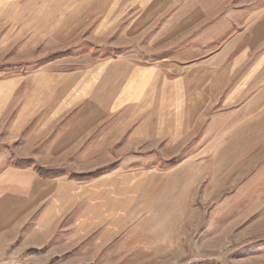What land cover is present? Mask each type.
I'll return each instance as SVG.
<instances>
[{
    "label": "crops",
    "instance_id": "obj_1",
    "mask_svg": "<svg viewBox=\"0 0 264 264\" xmlns=\"http://www.w3.org/2000/svg\"><path fill=\"white\" fill-rule=\"evenodd\" d=\"M86 2L98 5L97 18L129 17V48L116 46L108 50L112 58L66 77L48 107L30 102L13 109L15 93L9 82L0 83V153L18 147L16 158L50 172L70 166L69 176L64 167L63 175L50 178L33 166L0 172V238L28 226L33 234L50 236L72 212L87 229L97 221L126 220L129 212L123 211L136 204L147 175L114 168L92 180L71 179L98 169H76L83 161L93 165L98 156L122 155L126 164L137 160L126 149L139 146L150 159L154 149L162 156L163 148H183L185 132H203L211 141L218 129L236 133L226 146L237 150L241 162L264 163V0ZM125 133L132 143L116 152L115 142Z\"/></svg>",
    "mask_w": 264,
    "mask_h": 264
},
{
    "label": "rangeland",
    "instance_id": "obj_2",
    "mask_svg": "<svg viewBox=\"0 0 264 264\" xmlns=\"http://www.w3.org/2000/svg\"><path fill=\"white\" fill-rule=\"evenodd\" d=\"M86 1L0 0V83L9 82L15 93L10 107L30 102L48 107L44 104L63 90L66 77L112 58L108 50L116 46L129 48V17L97 18L98 5ZM98 28L107 32L97 34ZM13 112L8 127L16 119ZM214 133L208 141L203 132H185V146L163 148V157L158 148L145 159L144 148L137 146L126 149L137 157L130 163L123 164L122 155L98 156L93 165L79 162V170L99 165L92 173L114 168L146 173L136 204L123 211L128 218L97 221L87 229L72 212L50 236L33 234L31 226L19 235L10 231L0 238V264H264V163H243L237 150L226 146L236 133ZM203 134L206 140H199ZM129 135L117 138L116 152L132 143ZM16 152L18 147L2 149L0 172L40 166L16 158ZM67 168L50 169H65L69 176ZM136 183L141 186L139 176Z\"/></svg>",
    "mask_w": 264,
    "mask_h": 264
},
{
    "label": "trees",
    "instance_id": "obj_3",
    "mask_svg": "<svg viewBox=\"0 0 264 264\" xmlns=\"http://www.w3.org/2000/svg\"><path fill=\"white\" fill-rule=\"evenodd\" d=\"M171 163L173 164V162H171ZM17 166H20V165H17ZM29 166L30 165L28 164L27 167H29ZM35 168L41 176L46 177V178H48V177L50 178V177H54V176H61L64 174L62 172L46 171V170H43L42 168H39V167H35ZM101 175H102V173H92V174H88V175H74V174H72L70 177H71V179H75L78 181H88V180L95 179Z\"/></svg>",
    "mask_w": 264,
    "mask_h": 264
}]
</instances>
